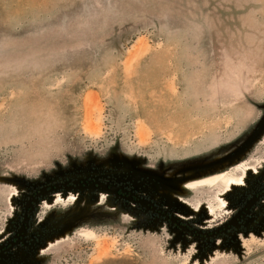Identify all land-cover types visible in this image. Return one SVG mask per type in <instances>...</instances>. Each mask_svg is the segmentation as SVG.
Segmentation results:
<instances>
[{"label":"rangeland","instance_id":"rangeland-1","mask_svg":"<svg viewBox=\"0 0 264 264\" xmlns=\"http://www.w3.org/2000/svg\"><path fill=\"white\" fill-rule=\"evenodd\" d=\"M81 179L161 212L58 184L0 264H264V0H0V249Z\"/></svg>","mask_w":264,"mask_h":264},{"label":"flooded vegetation","instance_id":"flooded-vegetation-1","mask_svg":"<svg viewBox=\"0 0 264 264\" xmlns=\"http://www.w3.org/2000/svg\"><path fill=\"white\" fill-rule=\"evenodd\" d=\"M65 182V181H64ZM60 184L59 186L62 187H98L104 190L108 191H115L117 194L127 196L134 201L137 202V205L140 203L144 204L147 206L152 212V207L156 208L157 212H161V210H157L159 206L155 204L153 201H151L150 198L144 195H136L134 193H129L128 188H120L117 185H114L112 183L106 182V181H95L93 179H81L77 181L76 183L73 182H53V183H48L43 186H38L37 188L33 189L30 194L27 197L26 204L23 209V214L21 217V223H20V229L19 231L15 234V237L11 238L10 243H7L3 245V247L0 249V255L3 253H6L9 251V248L12 249L14 245L21 243L24 238H26V233L29 230L30 223L34 220V214L37 209V202L41 201L42 196L41 194L43 192H46L47 190H50L52 188L57 187L56 185ZM264 196V182L259 185L257 190L250 196H248L245 200V203L243 207L241 208L240 212L238 215H236L230 223H228L225 228H221L220 231H230L234 227V225L242 222L244 218L249 217L251 212H253L255 206L259 202V200ZM45 199L48 197V195L44 196ZM154 208V209H155ZM167 218H169V221L172 220L174 223V226L177 229L183 230L184 232H189L191 234H194L196 236H203L202 233L198 230L196 226H194L193 222L191 220H183L181 218L175 217V219H172L171 216L167 215ZM201 233V234H200Z\"/></svg>","mask_w":264,"mask_h":264}]
</instances>
